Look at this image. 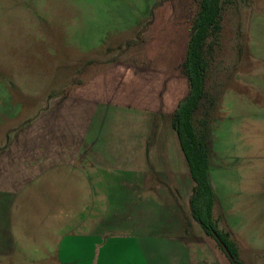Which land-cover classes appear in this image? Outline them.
<instances>
[{
  "label": "rangeland",
  "instance_id": "374dc122",
  "mask_svg": "<svg viewBox=\"0 0 264 264\" xmlns=\"http://www.w3.org/2000/svg\"><path fill=\"white\" fill-rule=\"evenodd\" d=\"M198 9L199 0H0V95L8 99L5 118L16 111L18 103L23 107L19 119L31 115L42 99L69 90L86 72L87 63L94 60H127L137 68L163 72L164 90L177 84L179 96L185 97L189 84L182 64ZM221 27L218 39L207 41L206 96L195 113L194 125L207 136L210 177L237 234L231 239L238 257L245 264H264V0H222ZM133 112L131 119L117 116L108 124L106 131L113 124L115 133L102 134V142L117 145L116 160L131 158L129 163L112 165L111 158V164L100 166L98 172L190 174L172 127V115L161 111L162 115L140 116ZM16 122L4 121L5 130ZM1 130L3 143L7 136ZM147 197L140 191L131 197L132 217L127 224L132 229H97L111 235L102 238L103 243L111 238L121 248L123 242L137 239L135 224L152 222L158 214H154L158 212L154 207L161 208L159 217L170 219L166 196L158 207L153 203L157 198L150 197L147 204ZM102 204L106 210L108 204ZM145 206L150 210L143 216ZM76 208L70 204V235L65 239L73 250L79 248L81 240L73 234H83L74 224L92 216L91 212L82 214V208L76 213ZM192 224L194 231L219 248L199 225ZM44 231H38V238ZM173 234L177 232L169 231L167 238L173 239ZM187 245L189 264H230L221 248L220 260L208 249L205 253L199 241ZM46 247L37 246L35 262L16 251L9 258L0 256V264H97L93 251L85 245L80 261L73 260L71 251H64L61 259H44Z\"/></svg>",
  "mask_w": 264,
  "mask_h": 264
},
{
  "label": "crops",
  "instance_id": "0c3cea01",
  "mask_svg": "<svg viewBox=\"0 0 264 264\" xmlns=\"http://www.w3.org/2000/svg\"><path fill=\"white\" fill-rule=\"evenodd\" d=\"M87 66L86 72L69 90L42 99L33 113L22 119H19L23 111L20 103L15 104L16 111L5 118L8 99L0 95V130H5L4 121L5 124L17 121L3 131L7 140L0 143V256L9 258L18 251L25 259L35 262L37 246L42 244L47 246L44 259L57 256L61 259L64 251H71L75 255L73 260L80 261L85 245L93 251L92 258L97 264L159 261L189 264L187 244L196 240L203 245L205 253L208 249L221 260L222 249L214 248L212 240L194 231L190 211L194 181L188 172H98L100 166L111 164V158L112 165L127 164L131 159L116 160L117 145L102 142L103 133L116 132L113 124L106 131L108 124L115 122L117 116L131 119L133 110L140 116L162 115V111L170 117L184 98L179 96L177 84L172 90H164L166 76L163 72L137 68L127 60H94ZM174 96H178L177 102L171 101ZM210 181L215 194L214 219L233 239L237 234L230 225L228 211L219 203L211 177ZM134 191L145 193L147 204L150 197L157 198L158 201H151L156 205L160 199L165 201L166 196L163 202L171 214L170 219L165 215L159 217L161 208L159 211L154 207L158 210L154 214H158L152 222L141 220L135 224V229L139 230L137 239L123 242L121 248L111 238L103 243L102 238L111 235H106L105 230L98 233L97 229H132L127 219L132 217ZM102 198L106 199L102 201ZM104 201L108 204L106 210ZM70 204L78 207L76 213L80 208L82 214L92 213L91 218L87 216L74 224L75 229L83 232L73 234L81 238L75 250L65 241L70 235L67 215ZM149 210L145 206L141 213L145 216ZM41 229L46 231L38 238ZM169 231L177 232L173 239L167 238Z\"/></svg>",
  "mask_w": 264,
  "mask_h": 264
},
{
  "label": "trees",
  "instance_id": "16d2710c",
  "mask_svg": "<svg viewBox=\"0 0 264 264\" xmlns=\"http://www.w3.org/2000/svg\"><path fill=\"white\" fill-rule=\"evenodd\" d=\"M222 0H199V9L192 22L182 73L189 84V92L172 114V127L188 165L194 187L190 211L194 221L211 236L230 260V264H245L231 239L230 232H221L214 219L215 194L209 175V148L207 136L194 125V116L205 98V75L208 68L206 45L221 32ZM224 244L231 257L222 248Z\"/></svg>",
  "mask_w": 264,
  "mask_h": 264
},
{
  "label": "water",
  "instance_id": "95a60500",
  "mask_svg": "<svg viewBox=\"0 0 264 264\" xmlns=\"http://www.w3.org/2000/svg\"><path fill=\"white\" fill-rule=\"evenodd\" d=\"M221 246H222V248L224 249V251L227 253V255H228L229 257H231V254L229 253L227 247H226L224 244H221Z\"/></svg>",
  "mask_w": 264,
  "mask_h": 264
}]
</instances>
